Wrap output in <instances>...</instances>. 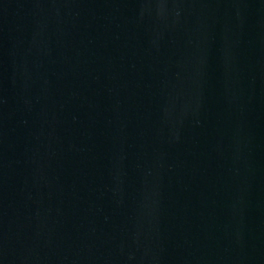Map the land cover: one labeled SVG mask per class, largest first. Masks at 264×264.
Listing matches in <instances>:
<instances>
[{
	"label": "water",
	"instance_id": "water-1",
	"mask_svg": "<svg viewBox=\"0 0 264 264\" xmlns=\"http://www.w3.org/2000/svg\"><path fill=\"white\" fill-rule=\"evenodd\" d=\"M0 264H264V0H0Z\"/></svg>",
	"mask_w": 264,
	"mask_h": 264
}]
</instances>
